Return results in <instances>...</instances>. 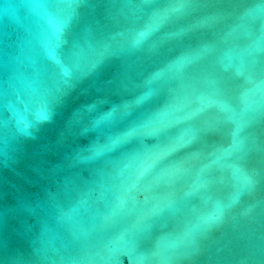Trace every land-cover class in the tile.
Instances as JSON below:
<instances>
[{
    "label": "water",
    "instance_id": "95a60500",
    "mask_svg": "<svg viewBox=\"0 0 264 264\" xmlns=\"http://www.w3.org/2000/svg\"><path fill=\"white\" fill-rule=\"evenodd\" d=\"M0 264H264V0H0Z\"/></svg>",
    "mask_w": 264,
    "mask_h": 264
},
{
    "label": "snow or ice",
    "instance_id": "6c2138e0",
    "mask_svg": "<svg viewBox=\"0 0 264 264\" xmlns=\"http://www.w3.org/2000/svg\"><path fill=\"white\" fill-rule=\"evenodd\" d=\"M145 35L144 33L141 34V36ZM163 163V154L155 157L154 159H150L146 164L144 165L141 175H143L145 172H148L150 169H154L156 167H159ZM159 178L161 180L169 179L171 178L170 170L167 168H161L160 170V176Z\"/></svg>",
    "mask_w": 264,
    "mask_h": 264
}]
</instances>
